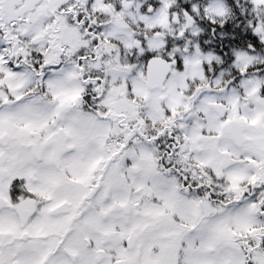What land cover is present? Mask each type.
<instances>
[{
    "label": "snow or ice",
    "instance_id": "1",
    "mask_svg": "<svg viewBox=\"0 0 264 264\" xmlns=\"http://www.w3.org/2000/svg\"><path fill=\"white\" fill-rule=\"evenodd\" d=\"M0 264H264V0H0Z\"/></svg>",
    "mask_w": 264,
    "mask_h": 264
}]
</instances>
